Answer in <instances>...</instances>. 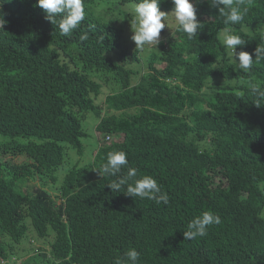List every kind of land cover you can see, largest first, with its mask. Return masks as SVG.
<instances>
[{
	"label": "trees",
	"instance_id": "1",
	"mask_svg": "<svg viewBox=\"0 0 264 264\" xmlns=\"http://www.w3.org/2000/svg\"><path fill=\"white\" fill-rule=\"evenodd\" d=\"M91 3L84 0L86 18L68 36L36 0L0 3L8 21L0 32V264L31 250L21 245L29 228L36 239L51 238L47 254L32 249L38 264H115L133 247L138 264H264V105L253 104L247 86H264V64L250 73L231 65L219 38L223 18L200 0L197 38L174 28L144 72L136 49L124 60L122 29L90 16ZM172 9L161 0L160 11ZM232 28L247 40L236 51L255 59L264 43V0H253ZM84 32L89 39L81 41ZM114 50L120 60L110 56ZM213 80L223 83L208 85ZM105 85L116 90L98 105ZM90 112L102 143L58 180L69 147L83 156L82 121ZM116 150L127 153L138 177L157 180L167 205L107 187L115 177L94 169ZM29 176L58 184L57 191L28 183V192ZM205 211L221 223L185 240L187 224Z\"/></svg>",
	"mask_w": 264,
	"mask_h": 264
},
{
	"label": "clouds",
	"instance_id": "2",
	"mask_svg": "<svg viewBox=\"0 0 264 264\" xmlns=\"http://www.w3.org/2000/svg\"><path fill=\"white\" fill-rule=\"evenodd\" d=\"M3 0H0L2 3ZM210 7L217 8L219 15L225 24L220 36L224 46L228 50L230 64L236 69L250 73L254 64H264V43L257 45L252 54L246 51H236V46H243L246 39L234 33L232 26L240 24L247 15L253 0H205ZM161 0H138L133 5V18L130 22L132 31L131 40L135 43V49L140 53L150 52L161 43V31L167 27L170 29L169 17L174 21L175 30L186 35L188 40L197 38L203 24L197 19L196 4L200 0H171L173 9L170 13L159 10ZM36 4L45 13V19L56 25L61 35H70L86 18L84 0H36ZM4 13L0 10V32H4V26L8 23L4 19ZM89 39L87 32L80 36L81 41ZM247 86L253 96V104L257 107L264 105V86L247 81ZM127 169L122 174V169ZM101 177H115L107 187L113 193H124L130 197L149 199L157 204L169 203L168 194L162 190L157 180L151 175L138 177V169L129 166L127 153L123 150L109 152L99 169H94ZM221 223L219 215L212 211H205L193 218L187 224V230L183 231L185 240H193L196 237L207 235L208 228ZM140 252L136 248H129L122 258H117L115 264H138Z\"/></svg>",
	"mask_w": 264,
	"mask_h": 264
},
{
	"label": "rangeland",
	"instance_id": "3",
	"mask_svg": "<svg viewBox=\"0 0 264 264\" xmlns=\"http://www.w3.org/2000/svg\"><path fill=\"white\" fill-rule=\"evenodd\" d=\"M134 4H135L134 2H130V1H126L123 3L121 2V0H92V3L90 4V8L88 10L90 16L102 21H109L115 26L122 29L123 48L129 53V55H127L128 58L125 57L124 60H129V61H131V58L129 56L131 55V52L135 49V43L134 41L131 40L132 31L130 28V22L133 18L132 8ZM170 12L171 11L165 13H170ZM168 24L170 29L165 27L161 31L160 34L161 43L156 46V49L153 48L150 52L138 53L137 57L140 59V62H142L141 64H143L142 67L144 72L149 54L151 52H156L161 45L165 44L167 36L175 28L174 21L171 19V17H169ZM219 38L222 41L220 35ZM110 56H112L114 59L120 60L117 50L112 51L110 53ZM124 64L127 68L132 67L131 62L124 61ZM133 64L136 65V63ZM92 77L95 81L99 82L96 76L95 77L92 76ZM216 82L223 83L221 81L213 80L212 82H209L208 85ZM115 90L116 87L105 85V87L102 88L100 95L95 100L96 104L102 105L105 95ZM203 93L204 94L202 95L209 96L211 92L209 88L206 86L204 88ZM134 112H135L134 110L129 111V113H134ZM97 122H98V118L95 116L94 113L90 112L89 114L86 115L85 119L82 121V128L85 131V135L84 137L80 138L83 146L82 147L83 156L81 157L79 154L76 153V151L73 148L69 147L64 153L63 165L58 169V171L55 172L58 180H61V176L64 175L66 173L65 171L67 169H70L73 165L78 164L79 166H83L85 163L91 160L95 152V147L97 146L98 143H102L101 136L98 133H95V129H94ZM29 177H31V180L28 179L27 182L24 183L23 185L24 187H26L28 192H31L28 183L30 184L33 183L35 186L43 188V190L47 191L48 193H55L57 191V187L59 186L58 184L52 185L51 183H47L46 181L43 182V180L41 181V179L38 177L37 178H33V176H29ZM32 234H33L32 229L29 228L26 233V236L21 241V245L24 246L23 247L24 249L28 250L30 248L31 250H29V252L26 255H23L22 257L16 259L15 257L14 258L12 257V259H10L11 264H14L15 262L16 264H20L21 262H27L29 264H38L37 261L38 258L40 257V253L33 250H35V248H40L41 253L44 252L47 254L49 252V247H50L49 241L51 238L49 237L46 239H36V237H34V235ZM40 264L42 263L40 262Z\"/></svg>",
	"mask_w": 264,
	"mask_h": 264
},
{
	"label": "built area",
	"instance_id": "4",
	"mask_svg": "<svg viewBox=\"0 0 264 264\" xmlns=\"http://www.w3.org/2000/svg\"><path fill=\"white\" fill-rule=\"evenodd\" d=\"M110 139H111V138H110L109 136H106V137H105V141H110Z\"/></svg>",
	"mask_w": 264,
	"mask_h": 264
}]
</instances>
